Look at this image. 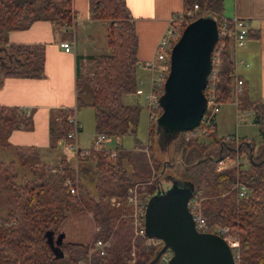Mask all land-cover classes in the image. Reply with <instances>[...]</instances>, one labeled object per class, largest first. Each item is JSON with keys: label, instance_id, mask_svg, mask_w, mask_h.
Segmentation results:
<instances>
[{"label": "trees", "instance_id": "1", "mask_svg": "<svg viewBox=\"0 0 264 264\" xmlns=\"http://www.w3.org/2000/svg\"><path fill=\"white\" fill-rule=\"evenodd\" d=\"M88 1L90 18L107 21L105 44L108 51L77 58L79 65L82 60L89 67L86 72L77 68L74 108H58L51 113L48 126L50 149L56 148L61 138L72 141V137L68 136L73 129L69 117L82 105H90L94 109L95 134L103 132L112 138L134 135L136 132L141 107L136 102L127 104L122 100L123 95L135 93L138 89L137 36L133 19L125 0ZM194 4L199 6L197 16L211 15L217 22L218 37L213 47L219 49V63L213 85L215 99L219 104L237 99L238 110L250 109L259 141L242 137L235 144L234 138L217 137V125L213 117L207 123V133L204 135L210 139L208 142L200 140L201 136L186 139L184 131L178 133L176 150L184 152V157L155 163L154 181L149 187L153 193L157 183L166 174L179 181L191 182L194 192L202 194L200 202L205 205L202 211L207 222L227 225L229 232L240 240V264H264V231L253 232L255 218L264 209V100L250 99L244 89L239 96L234 92L232 20L223 16V0H182V10ZM202 8L208 12H203ZM197 16L189 17L187 22ZM40 19L49 20L55 32L68 30L75 20L73 0H0V78L43 76L44 45L14 43L8 39L10 30L24 28ZM32 128L30 113L21 107L0 105L2 144H10L8 135L13 129ZM147 134V148L152 149L154 142L160 146L155 120L149 122ZM213 142L218 143L216 149L211 147ZM135 144V147L139 146L137 141ZM113 149L115 155H111V149L103 144L99 148L93 146L85 156H78L76 159L83 163L81 167L85 171L89 169L85 163L92 160L98 186L102 187L96 196L99 202L95 201L94 204L87 198L88 206L80 195L66 192L64 197H59L48 182L16 184L22 192L20 193L16 192L13 175L3 178L2 188L13 199L21 197L22 209L17 214L10 209L0 220V264H53L56 259H60L61 264H75L88 253L90 264H146L153 257L159 246L143 244L142 237L136 240L133 263L129 261L130 248L121 252L107 247L103 254L98 249L89 252L90 243L94 239L107 240L114 232L117 220L129 211L126 204L128 189L139 184V180L134 178L133 172L128 168L134 161L130 150L120 146ZM36 153L34 159L40 157V153ZM235 153L246 155V167L237 171L234 168L215 170L218 158L233 156ZM63 155L65 156L61 157V162H64L66 153ZM176 163L183 168L180 173L166 171L167 166H175ZM65 165L68 166V163ZM236 181L246 186V193L240 198L233 188ZM61 187L66 188V185L61 183ZM112 199L117 205L112 203ZM76 200L82 206L77 209L70 207ZM110 201L114 205L113 209L107 208ZM63 204L73 212L89 208L96 229L91 242H63L60 246L63 254L56 258L47 241V233L51 232L54 236L61 231L66 218Z\"/></svg>", "mask_w": 264, "mask_h": 264}, {"label": "rangeland", "instance_id": "2", "mask_svg": "<svg viewBox=\"0 0 264 264\" xmlns=\"http://www.w3.org/2000/svg\"><path fill=\"white\" fill-rule=\"evenodd\" d=\"M193 7L194 6L183 9L180 13L176 14L173 24H175L176 27H180V24L185 23V21L188 20V17L186 16L187 10L192 9L191 13L197 15L199 6H197V8ZM202 11L208 12V10L204 8H202ZM181 15H184V18ZM106 25L107 21H105V24L102 25L97 24L98 28H95L93 30L91 28L88 29V27L82 26V23L78 24L74 32L76 33V49L78 50V52H80V54L84 52L90 55L108 51V48L105 44ZM181 28L180 31L182 30ZM89 33L92 34L91 38L87 37ZM59 35L70 40L73 39L72 29L61 31ZM79 67L80 69H82V72H86L89 66L86 61H82L80 62ZM144 74L145 72L143 73L142 78L144 77L146 79V75ZM137 85L138 89L135 93L125 94L122 98L124 103L131 104L136 102L141 107L135 134H126L122 137H112L109 141L103 142L102 144L109 149L120 146L123 149L130 150V155L131 157H133L134 161L131 166H128V168L133 172L134 178L139 180V184L135 185L141 195L143 193L152 194V190H150L151 187L149 186H152L154 181L153 178L155 176V163L169 160L175 161V159L179 160V158L184 157V152H182L181 150H176L178 141L175 142V140L179 136H175L174 140L172 142L170 141L167 144L166 142H160V146H158V143L154 142V144H152V149L147 148L149 117L146 94L149 91V84L148 82L144 81V83ZM242 89L239 93H243ZM76 116L80 123V129L77 132L78 146L81 148H91L95 146L94 140L96 134L94 129L93 107L90 105L79 106L78 109H76ZM252 118L253 112L250 109H247L245 112L239 113L236 105L233 102L221 104L218 112L216 113L217 137L232 139L231 135L234 136L236 134V136H246L248 137L246 139H253L257 142L259 140V135L257 132V126L253 123ZM164 133L165 131L161 130L160 134ZM240 138L242 137H239V139ZM200 140L208 142L210 139L207 136H201ZM233 140L235 144L238 143V141H236L235 139ZM135 141L138 142V147H135ZM99 147L100 146L96 148ZM211 147L213 149H216L218 147V143L213 142L211 144ZM36 152L37 150L34 148L17 147L12 144L5 145L0 141V220L7 215L10 209L15 210L16 214L19 213V211L22 209L21 197H16L15 199H13L14 197L10 196L7 191L2 188L3 183H1V181L3 180V178H9L12 175V179L15 182V189L17 187L16 192H20L18 190V185L16 184H23L26 182L30 184L48 182L53 186V190L58 194L59 197H64L65 193L68 192L71 195H80V197L84 201H86V206L89 205L87 203V198H89V201L93 202L94 204L95 201L99 202L96 196L98 191L102 187L98 186L97 172L95 167L93 166L92 160H88L85 163L89 167V169L85 171L81 167L83 165L82 162L74 159V157L67 154L66 157H64L66 161L64 160V162H61V157L65 156L62 152L57 153L59 155L55 154V152H52L53 157L48 154L44 156L40 154L39 158L34 159V156L37 154ZM238 154L239 153H235L233 156H225L222 158L226 163H229V161L236 158ZM219 159L221 158H218L215 161L216 171H222L224 169L231 168H234L237 171L238 169L244 168L247 165V161L244 160L242 161L243 163L237 167L230 166L227 168H218ZM66 163H68V166L65 165ZM182 170V166H179L178 163H176L175 166L171 165L167 166L166 168V171L171 173H180ZM67 179H69L71 183L75 185V193L69 192V188L65 184V181ZM63 181L66 185V188L61 187V183L62 185H64ZM79 184L81 186H79ZM234 185L235 183L233 184V188L235 189ZM222 193H224V191ZM237 197L240 198L238 195ZM199 198L201 201L202 194L199 195ZM111 202L112 201H110L107 208L109 207L110 209H113V204H116V201L112 202L113 204ZM200 205L201 208L205 206L202 202H200ZM81 206V203L77 201L73 202V206L71 205L70 207L77 209ZM63 210L66 214V218L60 228V230L65 233L63 242L65 244L67 242H91L96 229L91 210L89 208H85L81 211L73 212L71 208L65 206L64 204ZM127 213L125 215L123 214V216L117 220L114 232L107 239V247H109V249L111 250L118 249L121 252L127 248H130V257H135V251L137 248L136 240L138 236H135L133 233V229L129 220L130 217H127ZM211 225L213 227L225 226L229 232V227L225 224ZM261 231H264V209L261 211L258 217L255 218V226L253 230L254 233H260ZM232 236L238 240L241 250L240 240L237 236ZM142 243L147 246H158V244L154 243L148 244L145 240H143ZM60 261V259H56L53 264H61L62 262ZM240 261L241 255L237 262H235V264H240Z\"/></svg>", "mask_w": 264, "mask_h": 264}, {"label": "crops", "instance_id": "3", "mask_svg": "<svg viewBox=\"0 0 264 264\" xmlns=\"http://www.w3.org/2000/svg\"><path fill=\"white\" fill-rule=\"evenodd\" d=\"M125 2L137 36V82L141 84L146 81L149 84L151 73L145 64L154 57L156 45L171 19L182 11V0H125ZM223 7L225 18L239 17L248 23L243 44L234 46V70L242 79V87L249 98L264 100V0H223ZM73 8L75 20L68 29L73 31L72 40L59 35L64 30L55 32L51 22L46 19L34 20L24 28L8 32L10 42L44 45L43 76L0 78V105L21 107L30 113L33 119L31 130L13 129L8 135L9 143L17 147L34 148L43 156L47 154L52 156V152L64 153L58 143L53 151L46 149L49 148V119L51 113L58 108H74L75 79L79 67L77 58L89 55L84 52L80 54L76 49L74 30L81 23L82 26L93 30L98 28L97 24H105L104 20L90 18L88 0H73ZM87 37L91 38L92 34L89 33ZM62 41L70 43L69 51L60 45ZM238 59H243L247 65L238 63L236 61ZM144 72L146 79L142 78ZM74 113L76 116V111ZM214 120L216 122V114ZM77 121L79 122L78 119ZM234 136L248 138L236 134Z\"/></svg>", "mask_w": 264, "mask_h": 264}, {"label": "water", "instance_id": "4", "mask_svg": "<svg viewBox=\"0 0 264 264\" xmlns=\"http://www.w3.org/2000/svg\"><path fill=\"white\" fill-rule=\"evenodd\" d=\"M218 37L216 19L199 15L187 22L170 50L169 71L159 96L161 112L156 117L161 143H169L181 131L196 126L205 109L204 88L211 70V56ZM164 130V134H160ZM191 182L166 174L147 200L144 223L148 237L162 244L146 264H155L169 249L168 264H234L227 241L212 231L196 229L187 201L194 189ZM65 233H47V241L56 258Z\"/></svg>", "mask_w": 264, "mask_h": 264}, {"label": "built area", "instance_id": "5", "mask_svg": "<svg viewBox=\"0 0 264 264\" xmlns=\"http://www.w3.org/2000/svg\"><path fill=\"white\" fill-rule=\"evenodd\" d=\"M193 8H197V4L193 5ZM191 10L186 11V16L193 17L197 16L191 13ZM194 10V9H193ZM192 14V15H191ZM176 15V14H175ZM175 15L171 19V22L169 26L167 27L166 31L163 33L161 38L159 39L156 49H155V55L154 57L146 62V67L150 71V79H149V91L146 94V100L148 103V117L149 122L156 119V117L161 112V106L159 104V96L163 92V86L166 79V76L169 71V56H170V50L174 42L179 36L180 28L183 24H186L188 20L185 21V23L180 24V27H176L175 24H173L175 20ZM190 15V16H189ZM180 16V15H178ZM184 18V15H181ZM232 20V34L234 38V46L237 47L239 45H242L247 31H248V23L242 18L234 17ZM70 26L68 25L67 28ZM182 29V28H181ZM181 32V31H180ZM60 45L66 50H70V43L68 41H62L60 42ZM219 49L216 48L212 50V56H211V70L207 77L206 86L204 88V94L206 97V106L203 112V115L199 121V123L194 126L191 129H188L184 131L185 138L195 137V136H204L207 133V123L215 117V114L218 112L220 104L216 101L213 85H214V79L218 68L219 63V57H218ZM238 63H242L247 65V63L243 59L236 60ZM235 62V61H234ZM234 75V92L235 94L239 93L242 89V79L237 76V73L233 72ZM234 104H237V99H235ZM240 112H245L246 109L238 110ZM69 121L73 125L72 131L68 134L69 137H72V141H66L64 138H61L58 140V144L60 145L62 151L66 153L69 156L77 158L78 156H85L89 152V148H81L78 146L77 143V132L79 130L80 124L76 119L75 113L69 117ZM228 136V135H227ZM231 138H234L236 141L238 140L237 137L231 136ZM111 137L107 136L103 132L96 133L94 145L95 147L101 146L103 142L109 141ZM111 155H115V150L111 149ZM238 154L236 158L231 159L229 163H226L223 158L219 159L218 161V168H227V167H237L241 165L244 161H247L246 155ZM65 184L69 188V192L75 193L76 187L74 184L71 183L69 179L65 181ZM235 190L239 197H242L246 193V186L240 181L235 182ZM151 194L143 193L140 195L139 190L136 188V185H133L128 189V194L126 196V204L129 206L128 211V217L130 220V224L133 229V233L135 236L142 237L148 244L154 243L158 244L160 246L162 244V241L157 237H148L145 232V223H144V213L146 208V203L148 198ZM112 201H115L112 199ZM119 204V203H118ZM187 207L190 211L193 221L195 224V227L199 231H212L219 235H221L226 241L227 244L230 247L234 264L237 262L241 255V250L239 246V242L236 238H234L229 232L228 229L225 226H217L213 227L211 224H209L204 216V213L202 211L201 205H200V198L199 194L195 193L193 191L192 195L189 197L187 201ZM91 244V245H90ZM89 252L93 249H98L101 254L105 253V250L108 246V240H104L101 238L94 239L93 242H91ZM171 256V251L169 249L164 250L158 260L155 264H168L169 258ZM132 257V256H131ZM134 257V256H133ZM130 258V262L133 263L134 258ZM75 264H90V257L89 253L87 256L78 259V261Z\"/></svg>", "mask_w": 264, "mask_h": 264}]
</instances>
